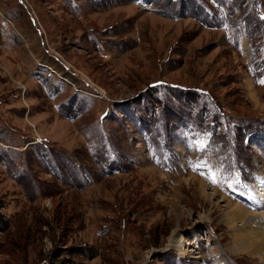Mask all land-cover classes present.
<instances>
[{"label":"rangeland","instance_id":"obj_1","mask_svg":"<svg viewBox=\"0 0 264 264\" xmlns=\"http://www.w3.org/2000/svg\"><path fill=\"white\" fill-rule=\"evenodd\" d=\"M261 183L264 0H0V264H264Z\"/></svg>","mask_w":264,"mask_h":264},{"label":"bare ground","instance_id":"obj_2","mask_svg":"<svg viewBox=\"0 0 264 264\" xmlns=\"http://www.w3.org/2000/svg\"><path fill=\"white\" fill-rule=\"evenodd\" d=\"M50 69V68H49ZM262 185H264V183H261ZM212 196H216V194L215 193H213L212 194ZM257 198L258 199H260V196H257ZM263 198V197H262ZM257 200V199H256ZM264 207H263V205H262V209H263ZM255 216V217H254ZM252 218H253V221H255V220H257L256 219V215H254ZM263 219V218H262ZM260 247L262 248V249H264V242L260 245ZM259 250L258 251V254H260V260H263V262H264V250ZM250 256H252L251 254H249Z\"/></svg>","mask_w":264,"mask_h":264},{"label":"trees","instance_id":"obj_3","mask_svg":"<svg viewBox=\"0 0 264 264\" xmlns=\"http://www.w3.org/2000/svg\"><path fill=\"white\" fill-rule=\"evenodd\" d=\"M75 252V250L74 251H72L71 253H74ZM58 256L59 255H56V256H54V259H57L58 258ZM60 264V263H59Z\"/></svg>","mask_w":264,"mask_h":264},{"label":"snow or ice","instance_id":"obj_4","mask_svg":"<svg viewBox=\"0 0 264 264\" xmlns=\"http://www.w3.org/2000/svg\"><path fill=\"white\" fill-rule=\"evenodd\" d=\"M213 182L215 183V180H213Z\"/></svg>","mask_w":264,"mask_h":264}]
</instances>
